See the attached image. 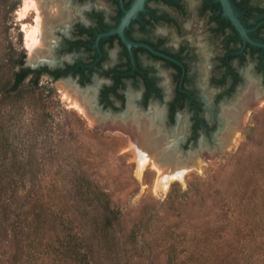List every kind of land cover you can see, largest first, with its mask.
<instances>
[{
	"label": "rangeland",
	"instance_id": "1",
	"mask_svg": "<svg viewBox=\"0 0 264 264\" xmlns=\"http://www.w3.org/2000/svg\"><path fill=\"white\" fill-rule=\"evenodd\" d=\"M40 11L42 16L31 0H0V60L13 61L26 52L27 62L30 58L28 33L37 25L38 16L39 24L43 19L48 20L43 10ZM37 58L42 60V57ZM250 63L254 66L256 60L251 59ZM32 78L29 75L26 81ZM40 85L46 87L44 95H48L45 106L33 107L25 99L24 107L12 112L11 123H7L14 138L11 150L17 152L18 160L23 157L26 164L23 177H13L19 182L20 192L13 198L12 209L21 208L24 215L30 211L39 213L45 203V208L57 216L70 215L99 264H168L165 253L158 254V231L175 227L181 231L194 227L202 230V225L224 220V203L231 204L230 214L235 224L253 225V230L243 233L234 245V257L237 261L251 257L254 264H264V102L252 106L225 148L221 145L225 125L217 136L203 130L195 139L188 140L184 136L182 150L176 143L177 133L168 128L163 130L156 118L151 119V125L171 140L183 156L195 151L199 154L203 144L215 149L209 151H215L213 154L205 153L200 166L173 180L165 190L160 186L159 172L153 163L140 170L139 151L130 130L97 126L80 108L68 84L51 82L43 75ZM18 160L16 162H20ZM83 175L107 191L123 211V223L118 232L120 243L113 254H106L99 240L92 237L89 220L79 218L74 183ZM5 176L2 174L0 178L8 186L10 182H6L9 179ZM170 192L182 195L183 199L168 201ZM11 193L8 188L5 195L8 197ZM141 219L143 223L139 222ZM10 228L5 230L0 226V248L7 254L8 251L21 252L32 229L23 221L14 230ZM132 228L153 231L148 235L151 247L148 258L127 241ZM209 243L201 244L198 249L204 252V257L215 260L218 244Z\"/></svg>",
	"mask_w": 264,
	"mask_h": 264
},
{
	"label": "flooded vegetation",
	"instance_id": "2",
	"mask_svg": "<svg viewBox=\"0 0 264 264\" xmlns=\"http://www.w3.org/2000/svg\"><path fill=\"white\" fill-rule=\"evenodd\" d=\"M41 1L42 60L24 66L68 84L103 118L99 127L156 118L182 149L184 136L222 131V104L242 87H264V47L242 37L220 0H145L129 20L136 0ZM229 1L250 38L264 43V0Z\"/></svg>",
	"mask_w": 264,
	"mask_h": 264
},
{
	"label": "trees",
	"instance_id": "3",
	"mask_svg": "<svg viewBox=\"0 0 264 264\" xmlns=\"http://www.w3.org/2000/svg\"><path fill=\"white\" fill-rule=\"evenodd\" d=\"M24 58L22 52L16 60H0V175H6L10 180L6 181L10 182L7 186L0 178V226L5 230L8 227L14 230L23 221L32 231L31 235H27L28 243L23 246L21 252L16 249L17 251H8L7 254L0 248V264H99L93 249L87 246L86 238L78 230L76 220L70 215L57 216L45 208V203L39 213L30 211L24 215L21 208L12 209L13 198L20 192L19 182L13 180V177H23L26 164L23 157L20 156L22 160H18L17 152L11 150L14 138L7 123H11L12 112L15 113L17 109L24 107L25 99H28L33 107L42 108L48 96L44 95L46 87L40 85L37 75L26 81L31 70L24 66ZM42 120L45 121L44 118ZM17 160L20 162H16ZM8 188L12 193L7 197L5 194ZM74 193L79 218L89 220L93 227L92 237L99 240L106 254L115 253L120 243L118 232L123 223L122 209L114 204L107 191L87 175L81 176L79 181L74 183ZM181 199L182 195L176 196L172 192L168 196V201L172 202ZM224 204V220L215 221L213 225H202V230L198 231V228L194 227L181 231L175 227L169 231H158V254L165 253L168 264H254L251 257L245 261H237L233 255L237 240L243 233H250L253 225L235 224V219L230 214L233 207L231 204ZM139 222L143 223V219ZM152 232L148 228H132L127 236V241L136 245L145 258L150 256L148 235ZM212 241L218 244L215 260L204 257V252L198 249L201 244H210Z\"/></svg>",
	"mask_w": 264,
	"mask_h": 264
},
{
	"label": "bare ground",
	"instance_id": "4",
	"mask_svg": "<svg viewBox=\"0 0 264 264\" xmlns=\"http://www.w3.org/2000/svg\"><path fill=\"white\" fill-rule=\"evenodd\" d=\"M31 1L36 4V8L38 9L40 16L42 14L40 10H43V6L41 4L42 1ZM37 2L39 3L38 5ZM57 7L58 11L61 12L59 5ZM39 16L36 19L37 25H34L28 33V46L30 47L31 61L37 59L36 54L38 56L40 52L38 49L45 45V29L48 22L43 19L39 24V20H41ZM248 76V80L252 78L250 75ZM248 88V86L245 88L242 87V91L240 90L241 93H239V95L227 102L224 101L225 103L222 104V117L224 125L227 127L221 134L225 137L224 140L221 139L223 142H221V145L223 147H225L228 142L233 140L234 136L238 132V128L246 120L249 112L252 110V106L256 103L264 102L263 86L257 84L254 87L251 86L250 89ZM75 95L77 96V103L80 108L83 109L97 125L104 127L105 122L102 121L103 118L99 117V115L92 110V105L90 106L85 98L79 96L78 94ZM136 115L134 117H136ZM134 121H136V119L131 122H127L126 120L119 118L117 121L109 120L106 124L107 127L119 126L120 128L128 129L133 133L135 136L136 148L139 151L138 163L140 170H142L148 163H153L159 172L158 176L160 186L165 190L173 180L182 178L187 171L200 166L204 160L206 152L215 150L214 148L211 149L207 145L203 144L199 154L195 151V153H191L189 156H183L181 152H177V148L175 147V144L170 142L171 140L164 135H161L159 130L151 125L152 121L149 117L144 116L139 120V122ZM182 124L183 123L180 122L179 129L182 128ZM214 152H209L208 154H213Z\"/></svg>",
	"mask_w": 264,
	"mask_h": 264
},
{
	"label": "water",
	"instance_id": "5",
	"mask_svg": "<svg viewBox=\"0 0 264 264\" xmlns=\"http://www.w3.org/2000/svg\"><path fill=\"white\" fill-rule=\"evenodd\" d=\"M222 2V6L224 9L225 14L231 19L232 23L236 26V28L239 30L240 34L242 37L246 40L249 41L251 44L256 45V46H261L264 47V43L258 42L250 38L248 35V30L243 26L241 21L238 19V16L236 15L231 3L229 0H220ZM144 2L145 0H136L133 6L131 7L130 10H128L126 16L124 17V20H129L130 17L135 15V13L144 7ZM26 65H31L33 67L37 66V63L35 60L31 61L30 59L27 61ZM223 147V146H222ZM225 148V147H224ZM209 151L207 152V154Z\"/></svg>",
	"mask_w": 264,
	"mask_h": 264
}]
</instances>
